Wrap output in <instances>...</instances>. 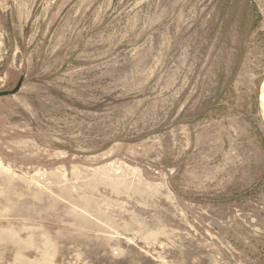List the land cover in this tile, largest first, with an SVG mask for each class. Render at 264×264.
<instances>
[{"label": "rangeland", "instance_id": "374dc122", "mask_svg": "<svg viewBox=\"0 0 264 264\" xmlns=\"http://www.w3.org/2000/svg\"><path fill=\"white\" fill-rule=\"evenodd\" d=\"M19 83L0 264H264V0H0Z\"/></svg>", "mask_w": 264, "mask_h": 264}, {"label": "water", "instance_id": "95a60500", "mask_svg": "<svg viewBox=\"0 0 264 264\" xmlns=\"http://www.w3.org/2000/svg\"><path fill=\"white\" fill-rule=\"evenodd\" d=\"M21 87V83H19V85L17 86L16 89L12 90V91H4V92H0V97H5V96H10V95H14L16 94L19 89ZM263 96H264V86L262 88V92H261V99H260V104L261 106L263 107L264 109V99H263Z\"/></svg>", "mask_w": 264, "mask_h": 264}]
</instances>
